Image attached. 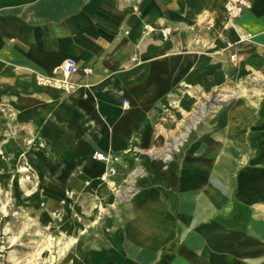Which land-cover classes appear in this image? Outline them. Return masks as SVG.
<instances>
[{"label": "crops", "instance_id": "1", "mask_svg": "<svg viewBox=\"0 0 264 264\" xmlns=\"http://www.w3.org/2000/svg\"><path fill=\"white\" fill-rule=\"evenodd\" d=\"M251 2L232 25L225 0H0V150L28 168L59 245L74 239L53 264H264V0ZM68 58L74 89L39 83ZM97 152L117 158L113 183Z\"/></svg>", "mask_w": 264, "mask_h": 264}, {"label": "rangeland", "instance_id": "2", "mask_svg": "<svg viewBox=\"0 0 264 264\" xmlns=\"http://www.w3.org/2000/svg\"><path fill=\"white\" fill-rule=\"evenodd\" d=\"M22 164L21 159L15 163L0 150V264H53L69 253L58 255L56 240L61 235H57L53 223H44L43 208L29 202L32 194L23 186L32 178L26 177ZM50 236L55 238L53 246L48 244ZM52 254L58 255L57 258L52 260Z\"/></svg>", "mask_w": 264, "mask_h": 264}, {"label": "built area", "instance_id": "3", "mask_svg": "<svg viewBox=\"0 0 264 264\" xmlns=\"http://www.w3.org/2000/svg\"><path fill=\"white\" fill-rule=\"evenodd\" d=\"M251 0H225V10L228 14V21L235 25L236 18L241 15L245 9L251 7ZM169 33L168 30H165V35ZM251 37V34H243L240 36L241 40H246ZM232 59H235L236 54H232L230 56ZM59 70L64 74L63 78H55L52 76H38L39 83L43 85H53L58 88H62L66 91H70L74 89L76 83L72 81L69 76L75 72L78 68V64L74 59H65L59 65ZM86 72L91 71V68H84ZM215 100H220V96L215 95ZM96 158L102 159L108 163L107 170L100 176L102 181L114 182L116 175L118 174V168L113 163V160L117 158H113L111 154H105L104 152H97ZM26 167V166H23ZM27 168V167H26ZM26 173V177L29 179L31 176L29 175V170H22ZM146 172V168L143 166L135 167L128 171L125 179L120 182V184L113 185V191L115 192V197L117 200L123 201L128 198L135 192V179L137 175L143 174ZM71 193V192H69Z\"/></svg>", "mask_w": 264, "mask_h": 264}, {"label": "bare ground", "instance_id": "4", "mask_svg": "<svg viewBox=\"0 0 264 264\" xmlns=\"http://www.w3.org/2000/svg\"><path fill=\"white\" fill-rule=\"evenodd\" d=\"M21 170H28V168H26V167H22L21 168ZM49 239H50V243H48V244H50V245H52V240L53 239H55L53 236H50L49 237ZM48 241V240H47ZM46 241V242H47ZM74 241V239H70V240H67V241H65L62 245H59V248H58V250L56 251V252H58V255H62V254H64L66 251H67V249L70 247V244L72 243ZM61 241H60V239H58V241L56 240V243H60ZM55 244V243H54ZM49 246V245H48ZM53 246V245H52ZM51 246V247H52ZM47 247V246H46ZM45 247V248H46ZM50 247V246H49ZM44 248V247H43ZM44 250V249H43ZM50 252H52V251H50ZM58 255H55V254H52L51 256H52V260L53 259H56L57 258V256Z\"/></svg>", "mask_w": 264, "mask_h": 264}]
</instances>
